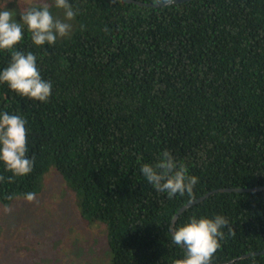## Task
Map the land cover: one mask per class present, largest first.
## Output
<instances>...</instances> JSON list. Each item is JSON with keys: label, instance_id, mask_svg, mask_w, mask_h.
<instances>
[{"label": "trees", "instance_id": "trees-1", "mask_svg": "<svg viewBox=\"0 0 264 264\" xmlns=\"http://www.w3.org/2000/svg\"><path fill=\"white\" fill-rule=\"evenodd\" d=\"M166 2V0H141ZM77 29L33 51L52 94L41 103L0 84V110L27 124L31 173L9 180L0 202L35 193L52 166L79 193L85 219L106 225L112 264H176L172 219L222 187L264 184V0H188L140 6L71 0ZM12 53L0 52V69ZM169 150L199 178L192 197L156 191L140 174ZM9 197H12L11 199ZM224 215L213 262L264 250V190L214 192L184 211ZM233 264H264L255 254Z\"/></svg>", "mask_w": 264, "mask_h": 264}, {"label": "clouds", "instance_id": "clouds-1", "mask_svg": "<svg viewBox=\"0 0 264 264\" xmlns=\"http://www.w3.org/2000/svg\"><path fill=\"white\" fill-rule=\"evenodd\" d=\"M52 8L62 11V18L55 15ZM77 15L78 10L71 0H42L24 9L0 3V52L12 53L8 65L0 69V84H6L20 97L47 102L52 94L51 81L41 75L36 54L30 50L21 51L17 46L25 39V33H30L34 48L56 45L70 34L71 21ZM27 124L22 116L0 110V164L12 173L9 180L25 176L33 168V161L27 154ZM139 163L140 174L156 191L167 193L169 199L177 194L192 197L199 178L191 175L188 166L169 150H163L152 163ZM3 179L0 176V181ZM25 196L31 201L35 193ZM228 225L229 220L218 214L213 217L193 215L175 227L171 230V243L184 250V257L176 264H213L214 254L223 239V229Z\"/></svg>", "mask_w": 264, "mask_h": 264}, {"label": "rangeland", "instance_id": "rangeland-1", "mask_svg": "<svg viewBox=\"0 0 264 264\" xmlns=\"http://www.w3.org/2000/svg\"><path fill=\"white\" fill-rule=\"evenodd\" d=\"M40 2L0 0L17 9ZM52 11L62 18V11ZM71 23L65 38L77 29V19ZM80 202L79 193L54 166L40 178L33 200L0 202V264H112L106 225L85 219Z\"/></svg>", "mask_w": 264, "mask_h": 264}, {"label": "water", "instance_id": "water-1", "mask_svg": "<svg viewBox=\"0 0 264 264\" xmlns=\"http://www.w3.org/2000/svg\"><path fill=\"white\" fill-rule=\"evenodd\" d=\"M123 1H127L129 3H135L138 4L140 6H162V5H168L170 3L168 2H158V3H154V2H145V1H141V0H123ZM188 0H173V2L171 3H180V2H185ZM264 190V184L262 185H257V186H253V187H222V188H217L211 191H208L206 194L195 198L193 200H190L189 202H187L186 204H184L174 215L173 219H172V230L175 228V224H173V221L175 220L177 222V220L179 219L180 215L186 211L188 208L194 206L195 204L203 201L204 199H206L207 197H209L212 193L214 192H255V191H261ZM255 254H264V250L262 251H256V252H249V253H245L243 255H240L238 257H235L234 259L227 261V262H222V263H216L213 262V264H233L236 261L251 256V255H255Z\"/></svg>", "mask_w": 264, "mask_h": 264}]
</instances>
